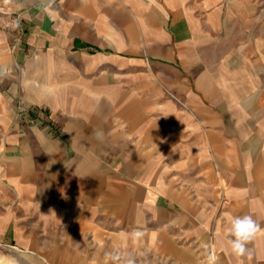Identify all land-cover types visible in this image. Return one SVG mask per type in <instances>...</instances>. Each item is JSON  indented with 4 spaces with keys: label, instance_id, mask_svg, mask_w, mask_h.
Returning <instances> with one entry per match:
<instances>
[{
    "label": "crops",
    "instance_id": "obj_1",
    "mask_svg": "<svg viewBox=\"0 0 264 264\" xmlns=\"http://www.w3.org/2000/svg\"><path fill=\"white\" fill-rule=\"evenodd\" d=\"M0 1L33 46L0 66L71 58L58 72L70 85L27 90L60 134L0 115V264H106L113 251L206 264L205 244L239 264L225 227L242 215L261 225L245 264H264V0ZM88 56L149 61L154 100L114 89L110 62L90 80Z\"/></svg>",
    "mask_w": 264,
    "mask_h": 264
},
{
    "label": "rangeland",
    "instance_id": "obj_2",
    "mask_svg": "<svg viewBox=\"0 0 264 264\" xmlns=\"http://www.w3.org/2000/svg\"><path fill=\"white\" fill-rule=\"evenodd\" d=\"M23 21L21 13L9 10L7 4L0 1V54H15L17 51L28 54L31 51L33 46L29 43L28 30ZM90 51L97 53L99 50L91 47ZM62 57L63 60L60 59L61 56H12L10 64L0 66V115L12 118V131L26 132L31 127H36L47 129L53 134L62 132L61 126L55 121L53 110L48 105L36 103L27 97L30 95L27 90L31 92V86L34 85L52 90L71 84L70 76L58 73L59 69H69L71 64L69 56ZM88 57L90 61H82L79 67L86 69L90 66L95 70L89 77L90 80L101 76L104 71L103 61L110 62V80L114 89L126 91L128 97L154 100V83L159 84L160 81L156 83L154 66L149 61L145 60L139 65L128 60L129 58H123L120 63L118 56ZM123 62L126 64L123 65ZM37 64L41 65L38 75L36 69L40 67Z\"/></svg>",
    "mask_w": 264,
    "mask_h": 264
},
{
    "label": "clouds",
    "instance_id": "obj_3",
    "mask_svg": "<svg viewBox=\"0 0 264 264\" xmlns=\"http://www.w3.org/2000/svg\"><path fill=\"white\" fill-rule=\"evenodd\" d=\"M261 231V225L251 215L231 216L228 218L225 235L227 244L233 255L238 259L239 264H245L253 258L252 249L249 247L257 234ZM134 237H142V232L133 233ZM206 264H219L213 246L205 244ZM106 264H136L135 256L131 253L113 251L106 253Z\"/></svg>",
    "mask_w": 264,
    "mask_h": 264
}]
</instances>
